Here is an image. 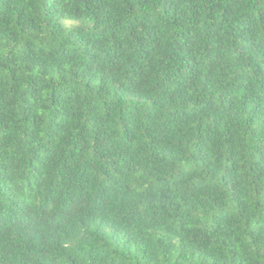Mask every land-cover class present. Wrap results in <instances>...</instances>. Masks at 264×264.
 Here are the masks:
<instances>
[{
    "label": "trees",
    "instance_id": "trees-1",
    "mask_svg": "<svg viewBox=\"0 0 264 264\" xmlns=\"http://www.w3.org/2000/svg\"><path fill=\"white\" fill-rule=\"evenodd\" d=\"M0 264H264V0H0Z\"/></svg>",
    "mask_w": 264,
    "mask_h": 264
}]
</instances>
